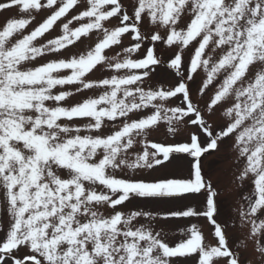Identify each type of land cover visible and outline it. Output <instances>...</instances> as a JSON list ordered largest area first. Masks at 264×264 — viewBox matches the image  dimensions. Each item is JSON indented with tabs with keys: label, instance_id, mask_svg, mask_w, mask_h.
<instances>
[{
	"label": "snow or ice",
	"instance_id": "obj_1",
	"mask_svg": "<svg viewBox=\"0 0 264 264\" xmlns=\"http://www.w3.org/2000/svg\"><path fill=\"white\" fill-rule=\"evenodd\" d=\"M13 9L26 17L0 24V264H244L230 229L264 264V0H0ZM161 69L175 82L153 83ZM222 152L230 174L213 178L203 159ZM174 162L187 176L143 178ZM173 220L187 227L170 245Z\"/></svg>",
	"mask_w": 264,
	"mask_h": 264
},
{
	"label": "rangeland",
	"instance_id": "obj_2",
	"mask_svg": "<svg viewBox=\"0 0 264 264\" xmlns=\"http://www.w3.org/2000/svg\"><path fill=\"white\" fill-rule=\"evenodd\" d=\"M43 15L44 14H41V16L37 17V20L33 23L32 27H34L36 23L40 22ZM8 17L25 18L26 14L20 13L18 9H13L11 12H4L0 14V24H3L4 20ZM52 35L55 36L57 35V33L54 32L52 33ZM95 41H96V37L93 36L90 40H84L83 43L77 42L76 47L71 48V51L82 52L84 51L86 44L91 45V44H94ZM125 43H128V40H125ZM145 46H148L147 42L145 43ZM111 54L112 53H109V55ZM170 54L171 53L163 54L162 59L167 61ZM185 63H187V56H185ZM197 79L199 80L200 77H197ZM156 81H160L165 86H167L169 84L174 83L175 78L172 73L166 72L163 69H161L160 74L157 77H155L153 83H155ZM192 87H193V97L195 98L196 97V91H195L196 86L193 85ZM207 98L208 97L205 96L204 100H207ZM80 99L81 97L79 96H76L74 98V100H80ZM74 100L70 99L69 103H73ZM200 106L203 107V101L200 102ZM222 120H223V117L221 115V111L218 110L216 115L213 116L209 120V123H220L222 122ZM164 133H165V129L162 127L158 134H153L151 137H149V139L150 140H163ZM172 139H173L172 137H169V142H171ZM230 167H231V160L228 154L224 152L220 154H216V153H213L211 155L206 154L205 158L203 159L204 172L208 175L213 176V178H215L217 174L219 175L230 174L229 172ZM187 169H188V165L186 162H178V163L174 162L173 165H171L166 170H158L157 172H154L151 175H149L147 172L144 173L143 178L153 179V178L163 176V175H170V176H175V177H185L187 176ZM191 203L193 205L199 204V200L194 199L193 201H191ZM127 207L128 209L145 208L146 210L163 211L167 209H178L180 205L177 203H168V202L144 203L138 200H133L132 203L128 204ZM231 214H232V210L226 204L225 209H224V216L222 217V219H229ZM193 222L197 223L198 226L202 227V230L204 231V234L208 237L209 241H212L213 243H215V241L212 240V236L210 235L212 231L210 225H208L204 220L193 221ZM185 227H187V222L182 221V220L161 222L160 224V228L165 233V239L170 245H175L176 243L180 242L182 239L185 238L179 231L181 228H185ZM229 240H230V244L233 246V250L237 251L241 256V259L244 260V264H249V262H251V264H260V258L258 254L254 252L251 244L248 241H244V244H247V248L245 249L244 245L240 243L241 241L244 240L243 233H241L239 230L230 229L229 230ZM176 264H193V262L191 260H185V261L177 260Z\"/></svg>",
	"mask_w": 264,
	"mask_h": 264
}]
</instances>
